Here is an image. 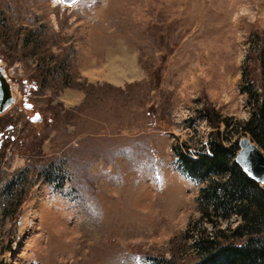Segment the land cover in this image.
<instances>
[{"label": "rangeland", "instance_id": "374dc122", "mask_svg": "<svg viewBox=\"0 0 264 264\" xmlns=\"http://www.w3.org/2000/svg\"><path fill=\"white\" fill-rule=\"evenodd\" d=\"M263 48L264 0H0V264H191L240 219L201 215L176 154L250 137L226 121Z\"/></svg>", "mask_w": 264, "mask_h": 264}, {"label": "trees", "instance_id": "16d2710c", "mask_svg": "<svg viewBox=\"0 0 264 264\" xmlns=\"http://www.w3.org/2000/svg\"><path fill=\"white\" fill-rule=\"evenodd\" d=\"M262 51L264 58V48ZM252 86L249 79L243 87L249 100L253 99L249 101L253 105L250 116L233 123L226 121V126L236 133H248L264 152V96L251 92ZM213 134L209 154L201 152L193 158L178 152L177 163L185 175L198 182L207 181L197 196L203 217H210L212 225L217 226V218L234 213L240 222L233 228H215L208 233L202 229L193 243L196 259L191 264H264V185L248 177L235 163L236 140L226 145L223 139L227 140V135L224 138L218 129Z\"/></svg>", "mask_w": 264, "mask_h": 264}, {"label": "water", "instance_id": "95a60500", "mask_svg": "<svg viewBox=\"0 0 264 264\" xmlns=\"http://www.w3.org/2000/svg\"><path fill=\"white\" fill-rule=\"evenodd\" d=\"M63 4H72L77 0H60ZM14 102L11 83L6 77L3 65L0 63V113L4 112ZM30 108V103H25ZM32 121H39L40 116L35 112ZM238 149L234 161L241 170L254 181L264 184V152L246 135H240L237 139Z\"/></svg>", "mask_w": 264, "mask_h": 264}, {"label": "bare ground", "instance_id": "6f19581e", "mask_svg": "<svg viewBox=\"0 0 264 264\" xmlns=\"http://www.w3.org/2000/svg\"><path fill=\"white\" fill-rule=\"evenodd\" d=\"M130 65V64H129Z\"/></svg>", "mask_w": 264, "mask_h": 264}]
</instances>
